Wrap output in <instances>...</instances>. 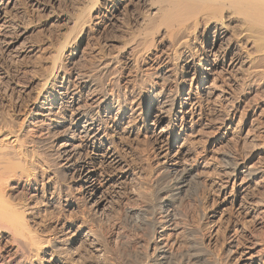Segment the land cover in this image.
<instances>
[{"label": "bare ground", "instance_id": "bare-ground-1", "mask_svg": "<svg viewBox=\"0 0 264 264\" xmlns=\"http://www.w3.org/2000/svg\"><path fill=\"white\" fill-rule=\"evenodd\" d=\"M13 3L0 0V44L23 50ZM92 32H106L111 49L85 65ZM42 57L36 76L19 72L36 85L18 118L0 123V264H82L83 249L95 264H264V0H76ZM141 131L158 156L116 232L90 219L64 238L33 232L19 185L71 174L89 205L105 208L108 187L138 179L118 142ZM206 184L219 205L207 213L209 238L228 222L217 253L188 224L191 200L201 202L188 191ZM55 189L59 198L69 187ZM177 210L185 245L170 232Z\"/></svg>", "mask_w": 264, "mask_h": 264}, {"label": "rangeland", "instance_id": "rangeland-1", "mask_svg": "<svg viewBox=\"0 0 264 264\" xmlns=\"http://www.w3.org/2000/svg\"><path fill=\"white\" fill-rule=\"evenodd\" d=\"M75 1L14 0L13 7L8 9L7 18L9 23L17 29L25 30L22 41L26 48L24 47L23 50H9L4 49V46L0 44V120H2L0 123L4 122L5 124L8 119V121L17 119L18 113H21L19 110H23L22 108H24L25 102L30 98L36 81L34 83V81L28 82L27 79L24 80L19 76V72L21 68L22 70H27L28 68L27 72L30 73L34 71L33 75H37L41 71L39 68H42L44 64V57L42 56L46 55V51L57 42L64 29L70 8ZM109 40L110 38L106 32H92L83 44L85 56V63H83L88 65L87 60L98 50L108 52L111 49ZM16 79L19 80V86L14 85ZM32 83L34 84L32 85ZM26 85L28 88H26ZM203 108L204 112L207 113L206 115H209L207 112L208 108L206 106ZM140 124H142V121H139L136 126L139 127ZM121 137L118 142V148L125 159L132 164L130 166L136 171L138 179L135 182L125 181L118 183L116 186L108 187L107 190L109 191H106V195L108 194L107 198L109 201L106 203L105 208L94 210L87 202L82 190L78 188V185H75L71 174H67L63 178L53 177L49 182L38 176L35 180L21 184L16 188L14 197L19 198L18 201L25 204L30 203L34 207L31 214L25 215L29 219L27 221L35 234L38 236L50 234L64 238L72 235L82 219L94 221L95 225L106 235L113 234L120 228L118 221L122 208L128 203L132 204L138 201L134 193L142 188L145 179L153 168L155 158L158 156L155 142L144 131L134 135L123 133ZM202 143L203 141L199 145L202 146ZM38 145L39 147L42 146L40 143ZM41 148L43 149V147ZM38 153L41 154V152L37 151ZM58 183H63L69 187L67 193L59 198L56 189L54 190ZM195 192L201 196V202L198 203L191 200L190 210L193 217L188 224L194 229L192 236L202 243L203 246L201 245V247L217 253L228 234V222L224 218L216 222L218 228L217 237L215 240L213 238L210 239L208 230L211 218L208 217L207 213L216 207L215 196H213L208 184L203 185L198 190L191 187L187 195H192ZM45 195H52L54 200L45 203ZM217 206L219 205L217 204ZM199 207L207 214L202 218L198 215L197 210ZM183 217L182 212L177 210V228L174 231H170L171 235L178 239L181 245H185L187 238L190 237L186 229H184ZM130 233L135 237L141 235L140 231H130ZM111 245L113 244L111 243ZM77 254L80 256L79 260L82 264H95V259L90 257L92 254L88 251L83 249ZM131 257L133 259L135 256L131 255ZM111 261L114 264H123L117 256H112Z\"/></svg>", "mask_w": 264, "mask_h": 264}]
</instances>
